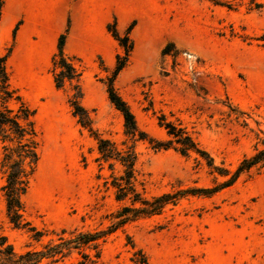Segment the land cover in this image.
Here are the masks:
<instances>
[{
    "label": "rangeland",
    "instance_id": "1",
    "mask_svg": "<svg viewBox=\"0 0 264 264\" xmlns=\"http://www.w3.org/2000/svg\"><path fill=\"white\" fill-rule=\"evenodd\" d=\"M82 3L89 10L97 3V15L85 17ZM114 21L121 34L134 24V48L114 87L145 140L127 134L108 96L117 56L125 55L108 30ZM67 29L64 52L82 73L81 105L100 136L120 151L135 149L137 190L151 199L216 189L186 194L160 214L119 226L100 240L102 262L264 264V165L221 187L245 158L264 149V0H3L0 48L12 49V85L36 111L39 135L25 218L44 236L36 243L32 232L9 222L0 141V237L22 254L58 242L63 231L66 238L73 231H107L131 204L117 201L112 186L122 166L98 160L95 136L73 113L77 82L55 85L53 60ZM161 117L183 128L208 157L153 149L150 138L170 140ZM81 259L74 250L53 264Z\"/></svg>",
    "mask_w": 264,
    "mask_h": 264
},
{
    "label": "trees",
    "instance_id": "2",
    "mask_svg": "<svg viewBox=\"0 0 264 264\" xmlns=\"http://www.w3.org/2000/svg\"><path fill=\"white\" fill-rule=\"evenodd\" d=\"M3 0H0V14ZM134 27L121 34L117 29L116 21L108 25V30L119 42L125 55H118L116 65L111 77L108 78L107 92L111 103L118 109L124 118L127 134L133 138L139 135V139L145 140L147 134L139 131L135 117L127 103L121 98L114 87V81L119 73L125 68L134 43L130 33ZM16 30V29H15ZM69 29L61 34L58 42L57 53L54 56V82L58 89L65 86L66 82L75 80L77 94L70 99L73 113L78 122L88 129L97 141L99 161L109 163L111 169L114 162L122 166V173L113 176L112 186L116 190V199L119 202L130 201V205L124 204L114 218L117 220L109 230L100 232H79L73 231L68 238L64 237L65 231L59 236L58 242L49 241L41 244L40 248L30 249L22 254H17L7 237H0V264H42L44 261L57 263L69 256L74 250L81 254L82 259L78 264H104L100 254V240L114 231L119 226L140 217H151L160 214L163 208L175 203L180 197L186 194H210L216 189H191L178 191L174 194L167 193L151 199L146 198L137 190L136 162L137 154L133 147L126 151H120L110 140L100 136L92 126V120L88 111L81 105L82 92L78 84L81 72L66 57L64 47ZM15 35V31H14ZM12 49L4 53L0 48V141L2 143L1 169L5 178L2 187L3 196L6 202V212L9 222L17 229H26L32 232V239L36 243L42 241L44 232L25 218V206L23 196L27 193L31 177L36 171L39 162V135L36 126V111L30 108L13 87L9 69V58ZM164 117L160 118L161 124L165 126L170 137L168 141H160L150 138L152 148L156 151L175 149L182 155L196 152L201 156L207 153L201 150L192 137L172 122L163 123ZM207 164L212 166V159ZM264 165V149L257 151L252 157L245 158L230 179L221 184V187L230 186L244 172L250 171L253 167ZM226 171H220L221 174ZM138 204V207L135 205ZM86 250H94L93 255ZM147 264L146 259L140 261Z\"/></svg>",
    "mask_w": 264,
    "mask_h": 264
},
{
    "label": "crops",
    "instance_id": "3",
    "mask_svg": "<svg viewBox=\"0 0 264 264\" xmlns=\"http://www.w3.org/2000/svg\"><path fill=\"white\" fill-rule=\"evenodd\" d=\"M97 6H98L97 3L95 5L91 3L90 10H89L88 3H82L80 7L81 8L80 12L84 14L85 17H88V15L93 17L94 14L97 15V11H98Z\"/></svg>",
    "mask_w": 264,
    "mask_h": 264
}]
</instances>
